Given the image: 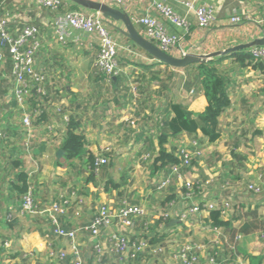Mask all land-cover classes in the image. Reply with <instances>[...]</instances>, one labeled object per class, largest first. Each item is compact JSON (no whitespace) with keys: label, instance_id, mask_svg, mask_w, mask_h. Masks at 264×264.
<instances>
[{"label":"crops","instance_id":"obj_1","mask_svg":"<svg viewBox=\"0 0 264 264\" xmlns=\"http://www.w3.org/2000/svg\"><path fill=\"white\" fill-rule=\"evenodd\" d=\"M155 1L108 5L130 16H156ZM6 2L16 6L17 23L11 24L12 29L26 24L38 28L40 47L34 64L44 80L39 90L31 84L20 105L14 95L12 61L7 58L0 67V264L12 260L14 264H75L72 245L78 249L81 264H95L97 253L86 227L102 205L114 212L123 202L142 205L146 214L126 228L114 218L102 230L99 240L104 261L116 258L113 235L134 237L137 246L146 241L140 235L149 228L153 237L138 257L124 258L123 264H182L175 255L186 246L201 260L213 257L221 264H264V191L257 195L247 188L264 176V69L246 56L252 46L224 54L218 63L229 78L230 99L218 119L219 137L209 142L199 129L191 135L181 131L163 144L178 160L181 149L190 155L189 165L172 173V164L155 169L151 158L160 148L158 128L163 119L174 115L171 105L193 113L202 112L206 105L200 84H193L191 93L186 88L189 69L164 67L129 54L127 46L134 44L118 30L122 24L107 19L121 46L119 70L107 81L94 65L95 37L60 24L66 11L76 8L73 2L61 0L55 10L39 0ZM163 2L186 19L180 26L162 22L169 33L181 37L187 54L209 55L264 37V23L259 22L264 18V0ZM187 2L212 7L216 19L199 28ZM233 14L242 17L240 24L228 20ZM135 27L137 31L142 28ZM36 105L39 113H33ZM25 112L31 113L29 132L22 124ZM71 120L84 137V150L81 157L60 166L57 151L62 150ZM89 155L107 159L97 175H92ZM21 172L27 176L36 204L38 212L33 214L20 211L16 185ZM164 179H169L168 184L158 189ZM196 201L219 206L228 202L229 208L220 213L225 224H213L211 210L189 212L188 206ZM53 203L64 205V212H46ZM160 218L167 223H159ZM56 224L76 231L74 239L54 237ZM49 240L55 250L65 251L63 260L47 257ZM134 248L130 246L129 252Z\"/></svg>","mask_w":264,"mask_h":264},{"label":"built area","instance_id":"obj_2","mask_svg":"<svg viewBox=\"0 0 264 264\" xmlns=\"http://www.w3.org/2000/svg\"><path fill=\"white\" fill-rule=\"evenodd\" d=\"M103 3H119L125 5L127 0H99ZM155 1V0H153ZM10 3V1H8ZM6 0L0 2V67H2L7 58L12 61L13 67V85H14V95L17 102L22 105L25 97L29 94L31 90V84L34 88L39 90L40 83L43 82V75H41L34 64L35 54L40 47V42L38 39V28L32 24H26L12 29L11 24L17 23V17L15 15V5L8 4ZM41 4L52 10L59 8L61 5V0H39ZM186 5L192 9L195 17L196 23L199 28H205L210 26L216 19L215 10L206 5L193 6L190 2ZM155 10L157 11L156 16H151L149 14L139 15L137 13L129 15L130 20L134 26H141L142 28L138 31L142 36L153 42L158 48L164 52L176 56L182 57L186 55L183 51L181 45V37L175 34L169 33L164 21H170L174 25H185L186 19L174 12L167 4L162 1H155ZM242 17L239 14H233L229 16L228 20L231 23L240 24ZM107 19L104 18L99 12L94 10H88L81 7L70 8L66 11L65 15L60 19V24L64 28H73L80 31L86 32L88 35H93L96 39L97 44V55L94 60V65L97 69L102 72L105 76V80L109 81L118 72L117 55L119 50H121L120 44L114 39L108 28ZM260 23H264V18L259 19ZM133 43V42H132ZM134 44V43H133ZM134 44L133 46H127L129 54L133 56H143L149 62H156L155 59L150 58L144 52L140 51ZM249 56L253 62L258 63L264 69V46H252L249 50ZM31 113L25 112L22 116V124L27 132L30 131L32 126ZM194 146H199L197 141H193ZM179 161L172 164V173H178L179 167H187L190 163V155L184 149L179 151ZM107 159L104 155H99L95 158V171L98 168L106 164ZM261 181L251 182L248 184L247 188L253 191L255 194L260 195L264 191V176L261 177ZM169 179H164L161 181L158 189H162L168 184ZM188 186V185H187ZM229 208V203L225 202L220 206L216 203H206L203 201L193 202L188 206L189 212H199L201 209L207 210H220V213L224 214ZM65 206L59 203H53L46 212H64ZM21 214H33L38 212L36 208L35 201L33 199L32 191L29 188L21 196ZM146 214V208L142 205L131 204L129 202H123L119 205L114 212L110 210L107 205H102L96 215L91 219L86 229L91 232V244L93 245L96 253L97 260L95 264H123L124 258H136L142 252L143 247L146 245V241L140 242L137 246L135 242H131L127 235H113V246L112 251L114 252L116 258L113 262L104 261L102 256V247L100 244L99 236L103 229L108 228L113 219L116 218L124 228L131 227L135 219ZM165 216H167L165 214ZM184 216V214H182ZM54 223L55 218H52ZM52 233L56 237H63L64 239L73 240L76 236V231L70 230L66 231L64 228L56 224ZM264 234V231H263ZM134 246V251L129 252V247ZM47 250V257L51 260L59 259L62 260L66 253L65 251H57L52 247V242L49 240ZM72 254L75 259V264H81L78 256V249L72 245ZM99 256V257H98ZM176 259L181 261L182 264H221L216 261L213 257H208L201 260L196 254L195 250L189 249L188 246L180 248L176 255ZM8 264H14V261H10ZM240 264H246L245 262H240Z\"/></svg>","mask_w":264,"mask_h":264},{"label":"trees","instance_id":"obj_3","mask_svg":"<svg viewBox=\"0 0 264 264\" xmlns=\"http://www.w3.org/2000/svg\"><path fill=\"white\" fill-rule=\"evenodd\" d=\"M1 1L2 0H0V2ZM138 49L144 52L142 49L140 48ZM144 53L150 58H152L146 52ZM224 56L225 55L215 57L205 62L192 63L184 67V68L193 69L195 74L194 84H200L202 89V94L206 100V105L202 110V112L199 113H193L191 111L183 109L182 107L176 104L171 105L174 115L169 119H163L162 125L158 128L159 130L158 142L160 148L158 150L157 156H155L152 161V165L155 169L165 165L175 164L179 161L174 153L167 152L163 147V144L167 141L168 137L175 136L181 131H185L186 133L191 135L193 133H196L198 129L202 132V134L209 142H213L219 137V133H220L219 120H218L219 116L230 105V99L227 94L229 78L227 77V75H225L222 69L218 67V63L222 60V58H224ZM246 56L249 57V54H247ZM239 59H243V58L239 56ZM155 63L163 64L157 61ZM165 66L170 67L168 65ZM259 66L263 68L261 65ZM111 79L112 77L109 79V81H111ZM35 112L36 113L40 112L39 105H36L34 107L33 113ZM84 144H85L84 137L83 135H81L76 131V124L72 120L69 121L65 133V137L61 144L63 154L60 156L58 160V165L64 166L65 164L71 162L72 160L81 157L84 150ZM87 159L88 162H90V170L93 173L92 175H97L98 173L94 170L95 157L89 155ZM191 161L194 162L193 160ZM17 181L18 183L16 187L22 196L30 188L28 186L26 174H24L23 172L19 173L17 176ZM190 188L193 189L192 184L190 185ZM182 190L185 192L188 191L186 188H183ZM210 218L213 224L215 225L225 224L220 219V210L218 209L210 211ZM159 223L165 224L167 223V220L165 221V219L163 220L160 218ZM144 230L145 231L142 232L143 235H140V237L148 241L153 237L150 235L152 234V232L149 228L147 229L144 228ZM53 236L55 237L56 235L53 234ZM129 240L131 242H136L134 237L130 238Z\"/></svg>","mask_w":264,"mask_h":264},{"label":"water","instance_id":"obj_4","mask_svg":"<svg viewBox=\"0 0 264 264\" xmlns=\"http://www.w3.org/2000/svg\"><path fill=\"white\" fill-rule=\"evenodd\" d=\"M73 2L78 7L94 10L99 12L104 18L110 19L116 22H120L122 27H117L118 30L128 39H130L137 47L149 54L157 62L168 65L172 68H183L189 64L197 62H205L214 56L224 55L233 51L241 50L249 46H264V37L255 39L250 44H240L225 49L222 52H216L209 55H195L186 54L182 57H176L170 55L160 48H158L153 42L142 36L130 20L129 15L118 8L112 7L106 3L96 0H68ZM63 150H58L57 155H62Z\"/></svg>","mask_w":264,"mask_h":264},{"label":"rangeland","instance_id":"obj_5","mask_svg":"<svg viewBox=\"0 0 264 264\" xmlns=\"http://www.w3.org/2000/svg\"><path fill=\"white\" fill-rule=\"evenodd\" d=\"M77 7V6H76ZM132 58H134V60H138V58H136V57H132ZM155 63V62H154ZM164 67H166V66H164ZM186 69H189V68H186ZM191 71V72H190ZM194 71H193V69H189V74L187 75V77H186V81H185V84H186V88L190 91V93L192 92V88H193V84H194ZM196 78V77H195ZM161 84V83H160ZM159 84V85H160ZM174 89H175V87H173ZM133 92L136 94V92L133 90ZM137 93H138V90H137ZM144 98V97H143ZM153 98H155L156 99V97H153ZM139 101H140V99H138ZM150 100H151V98H150ZM153 100V99H152ZM159 119H160V117H159ZM198 142V141H197ZM152 160L154 159V158H151ZM150 159V160H151ZM149 160V161H150ZM66 231H70V230H66Z\"/></svg>","mask_w":264,"mask_h":264}]
</instances>
